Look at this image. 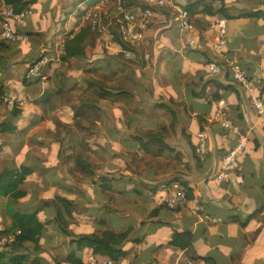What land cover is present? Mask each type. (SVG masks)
<instances>
[{"label":"crops","instance_id":"crops-1","mask_svg":"<svg viewBox=\"0 0 264 264\" xmlns=\"http://www.w3.org/2000/svg\"><path fill=\"white\" fill-rule=\"evenodd\" d=\"M30 1L25 23L20 28L28 40L5 42L0 47V70L4 73L7 68L6 82L2 81L5 85L22 82L24 71L43 54L60 60L57 75L50 85L29 101L33 103L32 107H24L21 115L28 113L23 118L26 127L19 135L14 134L10 141L0 140V165L15 168L26 164L35 169L20 189L30 192L26 200L30 209L39 208L43 217L51 216L52 223L48 225L46 235L60 241L58 246L72 241L71 246L75 244L80 250L88 245L80 243L77 234L101 232L109 226L110 220L102 218L101 231L86 228L80 225L78 215L81 214L76 208L70 215L61 207L68 220L67 229L62 232L60 224L55 221L56 194H60L75 199L77 206L81 205L79 199L82 198L85 201L83 209L89 210L83 215L87 216L90 209H94L102 210V217L108 210L114 213L120 210L121 215L146 217L149 222H158L162 218L160 227L168 231L169 239L167 244L159 243L156 250L169 245L176 229L203 235L196 250H191L193 244L184 250L169 245L167 254L151 258L150 261L157 258V264L169 257L177 264L247 263L249 252L221 250L228 244L223 230L215 241L207 234L211 226H244L257 218L256 229L262 227L260 219L264 217V210L244 222L255 209L264 205V125L247 92L233 82L228 72L213 74L210 70V63L219 59L208 36L210 15H204L205 21L201 22L200 28L195 26V30L182 27L175 10L170 13L167 23L150 25V64L144 62L140 51L134 57H128L125 47H122V56L119 49L110 46L111 52L107 55L111 60L105 64L109 67H103V70L107 73L110 68H116V77L123 80L129 88L127 90L134 95L102 96V60L107 56L102 58V36L98 41L92 40L93 45L87 47L82 58L65 61L60 52L61 41L78 20L75 6L82 0ZM88 1L89 7L97 0ZM196 1L174 0L181 7ZM204 1L228 10L229 15L225 17L229 27L226 51L240 57L245 70L258 80L264 94V14L243 15L264 10V0ZM6 88L7 94H12L14 88ZM26 89L23 86L22 91L27 94ZM220 89L225 90L229 101L228 115L238 129L224 128L213 118ZM48 95L52 97L45 98ZM158 103L164 106H157ZM238 130L248 134L249 144L239 158V166L233 169L232 182L227 184L218 179L217 173L225 153L237 142ZM200 131H204L207 138V153L204 155L197 150ZM48 134L56 136L55 143L44 142ZM257 142L261 145L255 153ZM163 144L172 148L156 155L154 151ZM78 154H84L92 163L98 161L94 173L84 175L80 172L76 164ZM37 165H41V170L35 168ZM56 168L61 169L59 175ZM101 174L113 178L112 189H101ZM172 180L202 190L206 209L214 216L223 217L224 221L217 224L202 221L187 206L178 210L163 207L166 186ZM23 203L18 200L13 204L14 212L22 211L20 206ZM154 210L160 211L151 216ZM36 254L41 255L42 262L45 258H52L57 264L58 258L67 259L50 251L44 238ZM91 258L92 249L84 261L87 263Z\"/></svg>","mask_w":264,"mask_h":264},{"label":"built area","instance_id":"built-area-1","mask_svg":"<svg viewBox=\"0 0 264 264\" xmlns=\"http://www.w3.org/2000/svg\"><path fill=\"white\" fill-rule=\"evenodd\" d=\"M172 10L178 12V19L182 27L195 30L194 23L190 20L188 10L181 7L174 0H97L78 17L74 25V36L82 26L90 24L93 30L108 37L112 32L119 35L125 45V54L134 57L137 51L142 52L143 59L150 63L151 40L148 30L152 24H165ZM28 10H17L11 4H4L0 11V41L25 42L28 36L20 28L24 25ZM208 36L219 59L210 63L213 74L228 72L234 83L243 88L262 124L264 125V94L260 90L259 82L245 70L240 57L230 55L226 49L229 42V27L227 19L223 16H214L209 24ZM60 59H53L44 55L31 64L24 73L28 80H38L44 89L56 75ZM225 90L220 89V97L216 99L213 108V118L224 128L238 127L231 121L228 115L229 101L225 96ZM28 95L13 97L5 94L3 101L9 107L19 103L21 106L28 102ZM249 143L248 134L238 130V139L235 145L229 149L223 158L222 167L217 173L220 181L230 184L233 180V169L238 165L240 156ZM198 152L202 155L207 153V138L204 131L198 132ZM220 192L219 190H216ZM204 192L193 189L190 193L186 185L180 180H172L166 186L163 196V204L170 210L188 206L192 212L197 214L202 221L208 223H221L223 217L212 215L203 201ZM14 233L0 234V255L7 243L14 241ZM191 262V261H190ZM64 264H76L66 261ZM87 264H115V260L109 256L91 258ZM160 264H177L171 257L166 258Z\"/></svg>","mask_w":264,"mask_h":264},{"label":"trees","instance_id":"trees-1","mask_svg":"<svg viewBox=\"0 0 264 264\" xmlns=\"http://www.w3.org/2000/svg\"><path fill=\"white\" fill-rule=\"evenodd\" d=\"M30 3V0H0V11L4 4H11L17 10H27ZM184 8L188 10L190 14V20L196 27L199 28L201 27V22L205 21V18L203 17L204 15H210L209 17L211 19L218 15L223 17H227L229 15L227 9L216 8L213 3L206 2L204 0H198L190 5L184 6ZM83 10L78 12V17L81 15ZM199 14L201 16H199ZM263 14L264 10L258 9L245 12L243 15L246 17H253ZM73 32L74 29L68 32V34L60 43L61 56L65 61L82 58L87 53V47L93 45L92 40L93 42L98 41L100 39L99 36H102V58L104 57L103 54H108V52H111L110 46L119 49L120 52H122V47H125V45L120 40L118 33L112 32L108 37H106L105 35L93 30L90 24H85L78 32L74 34V36H71ZM5 42L8 41H0V47ZM121 54L124 56L123 52ZM44 55L47 54H43L40 57ZM129 59H138V57ZM144 62L146 63V61ZM106 66L109 67V65L102 63V76L100 78L102 96H107L109 94H127L133 96V92L131 90H127L129 88L125 85L124 81L119 77H116L118 74L116 68L112 67L107 73H105L103 67ZM56 75L53 77V79L56 77ZM35 83H38V80H28L26 78L22 80V86L24 87H29ZM6 93V85L2 80H0V105L4 102L3 98ZM51 97L52 95H48L45 98L50 99ZM219 97L220 95H218V98ZM157 106L164 105L162 103H158ZM9 108L11 116L18 118V116L21 115L24 106H21L19 103H15V105ZM16 127L17 124L13 120L7 119L2 123L1 131L8 132ZM260 145L261 143L257 142L254 148L255 153L259 151ZM167 148H172V146L169 144H163L159 149L155 150L154 153L159 155ZM76 162L80 172L84 175L94 173V170H96L98 167V161L92 163L84 154H78L76 156ZM92 165L94 169L92 168ZM238 166L239 161L236 167ZM34 171L35 169L33 167L26 164H22L15 168H11L5 164L0 165V206L3 204V200L7 197H12L15 200L21 201L28 200L30 192L28 190L20 189V185L28 178V176L32 175ZM99 184L101 189L102 187L104 190H107V188L112 189L114 185L113 178L101 174ZM184 184L191 193L193 191V187H191L186 182H184ZM56 202L57 214L55 216V221H58L60 225L62 224L67 227L66 225H68V220L65 214L62 213L61 207L66 209L67 214L72 215L73 210L76 208L77 202L75 199H71L60 194H56ZM163 207L167 208L165 205H163ZM178 209H180V207L172 210ZM263 210L264 205L255 209L247 217V220L244 223H247L250 219L258 216ZM159 211L160 210H154L151 213V216L156 215ZM40 212L41 210L39 208H34L26 211H16L11 215H7L8 220H5V228L0 230V234L14 233L15 239L11 243H7L4 246V250L0 255V264H43L41 255H37L36 253L41 249V243L44 236L46 235L48 224L51 223V219L49 217H43ZM232 217L238 218L237 216ZM104 225H107V223H104ZM131 232V227L123 232H118L107 225L101 232L76 235V238L80 243L86 242L91 247L93 258L109 256L115 260V264H120L122 259L127 257L129 254V251L126 249L125 245L131 239ZM260 232L261 227L257 229V233L259 234ZM193 242L194 233L192 230L176 229L169 240V244L176 247L178 250L187 249L193 244ZM160 246L162 247V245ZM259 259L260 260L257 262V264H264V252L259 257ZM66 261H71L76 264H87L84 259L78 255L77 250L73 248L69 250L67 259L64 261L63 259L58 258L57 264H64ZM146 264H157V258H155L153 261H148Z\"/></svg>","mask_w":264,"mask_h":264},{"label":"rangeland","instance_id":"rangeland-1","mask_svg":"<svg viewBox=\"0 0 264 264\" xmlns=\"http://www.w3.org/2000/svg\"><path fill=\"white\" fill-rule=\"evenodd\" d=\"M89 3L90 1L88 0H82V1L77 2V4L79 5L75 6L77 9L75 13L81 11L82 9H86ZM73 8L74 6L72 7V9ZM34 15H36V13H34ZM36 19H38V15ZM75 19H76V15H75ZM11 42H18V41H11ZM106 55L107 54H103L104 57ZM107 60H111L110 55H107L106 58L102 60V63L106 64ZM146 64L148 63L146 62ZM6 69H7L6 67H5V70L2 69L4 73L0 70V80H5V82H6V78L4 77V75L7 74V72H5ZM17 72L19 71L17 70ZM24 73H23V79H24ZM6 86H9V89L12 87L14 88V90H12L13 97L19 98V97H22L23 94H26L22 91L23 89L22 82L14 81L8 85L6 84ZM30 100L31 99H29L28 102L23 106L24 107L26 106V108L32 107L33 103L29 102ZM34 112H36V110ZM27 114L28 113H24V115H20L18 116V118H14L10 114V108L8 107V105L3 102L0 105V140L7 139L10 141L14 134L19 135L20 130L23 127H26L27 125L26 122L23 120V118ZM7 119L13 120L17 124V127L14 129H11L8 132L7 131L3 132L1 131L2 123ZM11 132H14V133H11ZM45 138L46 140H44V142L46 143L53 144L56 142V140H54L56 136L52 134H48ZM4 149L8 150L9 148H4ZM64 152H67V150H64ZM73 154L75 155L74 152ZM35 168L37 170H41V165H37ZM56 170L59 175V172L61 171V169L56 168ZM53 173H55V170L53 171ZM91 195L94 197L93 194ZM92 199L94 200V198ZM79 200L82 203H85V201L82 198H80ZM17 202L18 200H15L12 197L10 198L7 197L3 200V204L0 206V230H3L5 228V223H6L5 220L6 221L8 220L7 215H11L14 213L15 208L13 207V204H17ZM24 202L25 203H23V205L20 206V207H23L22 211L30 210V209H27L29 208L28 207L29 203L27 201H24ZM82 203L80 206L76 205L77 212L81 214V215H78L79 216L78 220L80 221L81 226H84L90 229H95V231H99V230L101 231L102 226H103L102 218L110 220L109 227H111L112 229L118 232H123L126 229H128L130 226H132L131 239L125 245L126 249L129 251V254L126 258L122 259L123 261L122 264H146L154 256L160 257L161 255L168 253L170 244L162 248L161 250L155 249L156 246L161 242L167 244L168 239H169L168 231L160 227V224L163 223L162 218H159L158 222H149L146 220V217L144 218L141 216H128L127 214L121 215L120 210L117 211V213H114L113 211L108 210L107 212L104 213V216L102 217V210L95 211L94 209H90V212L87 216V215H83V212H86L89 210L83 209ZM47 217L50 218L51 216L47 215ZM87 217L88 218L90 217V219H87ZM263 218L264 217L262 216V218L260 219V223H262V227H261V232L259 234L256 233L257 231L256 227L258 226V218H257V219H252L247 225H244V226L236 225V226L225 227V228H223L222 226H211L209 228V233L207 235L213 236V240L215 241L217 238H219V233L221 232V230H223L227 235L226 239L228 240V244L224 245L221 248V250L222 251L233 250L234 252L238 253L243 249L244 254H246V252H249V254H247L246 256L247 263L245 264H257V262H259L260 260L259 257L264 252V219ZM75 225L76 227H78L79 222L76 221ZM60 226H61L62 232H65L67 227H65L62 224ZM52 229L53 230L55 229V225L52 227ZM246 233L248 234L246 236L245 241L243 242V237ZM202 239H203V235L201 233H196L194 235V243L191 247V250H196L200 246V241H202ZM44 241H46L47 245L49 246L50 251L61 254L63 258L67 257L69 250L72 248L77 249L78 255H80L84 259H86L88 255L91 254V247L86 242H83V244L88 245V247L86 249L81 248L80 250H78L79 247L77 245L73 244V246H71L72 241H65V244L58 246L61 242L57 240H52V238H50L47 235L44 237ZM82 246L83 245H81V247ZM55 247H58V248H55ZM224 261L226 263H230V261H227V260H224ZM43 264H56V263L52 258H45L43 260Z\"/></svg>","mask_w":264,"mask_h":264},{"label":"water","instance_id":"water-1","mask_svg":"<svg viewBox=\"0 0 264 264\" xmlns=\"http://www.w3.org/2000/svg\"><path fill=\"white\" fill-rule=\"evenodd\" d=\"M42 89L43 88H42V86L39 83H35V84L27 87V89H26L27 91L26 92H27V94L29 95V97L31 99H34V98L38 97L41 94Z\"/></svg>","mask_w":264,"mask_h":264}]
</instances>
